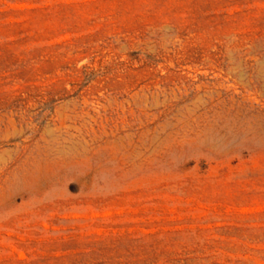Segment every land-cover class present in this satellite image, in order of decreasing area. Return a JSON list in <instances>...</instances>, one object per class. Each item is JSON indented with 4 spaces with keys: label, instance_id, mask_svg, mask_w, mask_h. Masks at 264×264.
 Segmentation results:
<instances>
[{
    "label": "rangeland",
    "instance_id": "1",
    "mask_svg": "<svg viewBox=\"0 0 264 264\" xmlns=\"http://www.w3.org/2000/svg\"><path fill=\"white\" fill-rule=\"evenodd\" d=\"M0 264H264V0H0Z\"/></svg>",
    "mask_w": 264,
    "mask_h": 264
}]
</instances>
